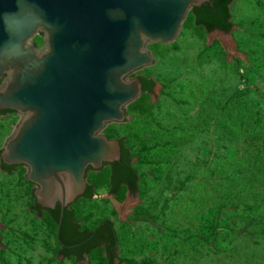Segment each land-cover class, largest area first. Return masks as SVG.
<instances>
[{"label": "rangeland", "instance_id": "obj_1", "mask_svg": "<svg viewBox=\"0 0 264 264\" xmlns=\"http://www.w3.org/2000/svg\"><path fill=\"white\" fill-rule=\"evenodd\" d=\"M233 30L208 32L190 13L177 38L148 46L156 81L104 134L124 138L139 191L110 193L90 170L91 199L71 206L82 229L113 222L117 264H264V0H235ZM34 43L44 47V35ZM20 121L0 119V150ZM28 168L0 170V264H108L103 248L62 258L57 224L33 209Z\"/></svg>", "mask_w": 264, "mask_h": 264}, {"label": "water", "instance_id": "obj_2", "mask_svg": "<svg viewBox=\"0 0 264 264\" xmlns=\"http://www.w3.org/2000/svg\"><path fill=\"white\" fill-rule=\"evenodd\" d=\"M209 1L35 0L49 25L27 40L40 68L26 82L0 75V110L21 117L0 157L28 168L39 205L60 204L58 235L65 210L89 185L87 169L121 159L119 139L104 130L126 122L127 106L144 93L141 79L129 76L155 63L149 44L172 43L192 9ZM17 10L16 0H0V12ZM7 39L0 23V42Z\"/></svg>", "mask_w": 264, "mask_h": 264}, {"label": "trees", "instance_id": "obj_3", "mask_svg": "<svg viewBox=\"0 0 264 264\" xmlns=\"http://www.w3.org/2000/svg\"><path fill=\"white\" fill-rule=\"evenodd\" d=\"M235 0H211L200 7H194L191 14L197 26L203 27L208 32L219 30L230 33L233 30L232 12L229 7ZM144 92L154 94L156 81L153 78L140 76ZM122 154L120 161L111 164L112 173L110 175V193L116 194L125 187L132 195L139 191V174L133 167V159L130 150L126 147L124 138L119 139ZM15 166L9 167L11 171ZM89 170V169H88ZM94 196L92 185H88L83 198L91 199ZM37 208L42 209L37 205ZM61 207L51 211L53 218L58 225ZM59 239L68 247L63 252L66 258L76 256V260H83L93 250L103 248L108 264H117L118 237L114 224L111 220L101 221L93 229H82L74 220V213L69 208L65 210V215L61 225Z\"/></svg>", "mask_w": 264, "mask_h": 264}, {"label": "clouds", "instance_id": "obj_4", "mask_svg": "<svg viewBox=\"0 0 264 264\" xmlns=\"http://www.w3.org/2000/svg\"><path fill=\"white\" fill-rule=\"evenodd\" d=\"M16 3V12H0V23L8 34V39L0 42V75L11 72L13 80L26 82L40 68L35 62L34 53L27 47V40L49 25L42 10L35 6V0H16ZM29 13L33 17L31 22L25 19Z\"/></svg>", "mask_w": 264, "mask_h": 264}, {"label": "flooded vegetation", "instance_id": "obj_5", "mask_svg": "<svg viewBox=\"0 0 264 264\" xmlns=\"http://www.w3.org/2000/svg\"><path fill=\"white\" fill-rule=\"evenodd\" d=\"M150 45V44H149ZM151 53V52H150ZM152 54V53H151ZM140 76H142V75H140ZM140 76H136V77H139L140 78ZM136 77H133V78H136ZM129 79H132V77H131V75L129 76ZM0 86H1V82H0ZM154 91H155V88H154ZM144 93H147V92H144ZM10 114H18L16 111H13V110H0V119H2L3 117H7L8 115H10ZM20 119H21V117H20ZM2 151V150H1ZM1 154V153H0ZM121 154H122V148H121ZM11 166H15L11 171H9V167H11ZM17 166H24V165H8V164H5V163H3L2 162V159H1V157H0V170L2 171V172H5V173H7V174H9V173H12L14 170H15V168L17 167ZM105 166H107L108 168H109V171H110V175H111V173H112V167H111V164H107V163H105L104 164V166L103 167H105ZM89 169V170H88ZM87 169V173H88V171H90V170H94L93 168H91V167H89ZM31 183V182H30ZM32 185H34L35 186V189H34V191H33V199H34V206H33V209H34V211H35V213H36V215L38 216V217H42L43 215H47L48 217H50V219L51 220H53L55 223H56V221H55V219L53 218V216H52V214H51V211H54V210H51V209H47V208H44V207H42L41 205H39L38 203H37V200H36V198H35V195H34V192H35V190L38 188V186L37 185H35L34 183H31ZM81 198H83V197H81ZM59 204V203H58ZM57 204V205H58ZM37 205H39V206H41V208L42 209H39V208H37ZM69 208V207H68ZM71 209V208H70ZM4 229V227L0 224V245H1V241H2V235H1V232H2V230ZM61 230V229H60ZM59 235H60V233H59ZM59 235H58V225H57V232H56V239H57V242H58V244H59V254H60V257H62V258H66V256H65V253L63 252V250H65V247H67L65 244H63V242L59 239ZM68 258H74V259H76V256H71V257H68Z\"/></svg>", "mask_w": 264, "mask_h": 264}]
</instances>
